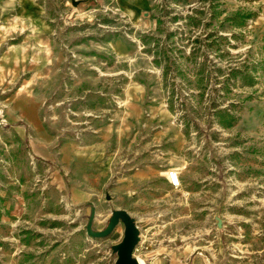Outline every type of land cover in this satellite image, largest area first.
<instances>
[{
  "label": "rangeland",
  "instance_id": "rangeland-1",
  "mask_svg": "<svg viewBox=\"0 0 264 264\" xmlns=\"http://www.w3.org/2000/svg\"><path fill=\"white\" fill-rule=\"evenodd\" d=\"M20 1L0 0V14ZM35 1L54 29L53 69L32 85L52 150L0 129V264H115L124 225L86 230L118 208L143 264H264V0ZM15 27L0 29L13 119L31 74L4 68Z\"/></svg>",
  "mask_w": 264,
  "mask_h": 264
},
{
  "label": "crops",
  "instance_id": "crops-1",
  "mask_svg": "<svg viewBox=\"0 0 264 264\" xmlns=\"http://www.w3.org/2000/svg\"><path fill=\"white\" fill-rule=\"evenodd\" d=\"M40 5L36 3L35 0H21L20 4L15 7V13L8 16L0 14V21L3 24H0V29L3 26L6 27H15L12 30V37H10V43L7 45V51L5 53H11L9 56V63H6L4 68L11 69L13 68V61L18 63V70L31 71V74L27 76L24 80H21L18 84L14 99L17 103V117L13 119V115L3 114V110L0 108V129L5 127L6 129H12L19 137L27 139L30 143L31 150L37 156H46L51 154V144L52 137L47 133V131L39 125L38 121V108L37 102L40 99L36 95V87L32 86L34 83L37 84L39 75H36V71L40 70H52V61L48 63L52 54L49 55V59H46V56L52 50L53 43V22L51 19H48L46 16L41 15ZM0 8H6V5L1 4ZM6 24V25H4ZM1 35V31H0ZM23 38L18 41L17 39L20 36ZM16 40V41H13ZM3 42L2 37L0 36V46ZM24 43V44H23ZM26 46L27 50V59H19V52H16L20 46ZM16 52V53H14ZM14 55L17 56V59H14ZM44 56V61L40 59ZM41 57V58H39ZM39 59V60H38ZM7 64H9L7 66ZM1 73H0V86H1ZM8 77L7 75H5ZM5 78V77H4ZM15 78V77H9ZM11 79V80H12ZM20 81V79H19ZM2 92L0 90V102H2ZM32 95V97H30ZM10 100H13L11 98ZM62 152V149H60ZM65 154V152H63ZM65 161V167H69L67 164L68 158L66 156L62 157ZM69 171V170H67ZM79 175L82 177L79 178L76 182L77 184L73 188V197L77 201H85L89 197V185L85 181L84 176L86 175L85 170H79Z\"/></svg>",
  "mask_w": 264,
  "mask_h": 264
},
{
  "label": "water",
  "instance_id": "water-1",
  "mask_svg": "<svg viewBox=\"0 0 264 264\" xmlns=\"http://www.w3.org/2000/svg\"><path fill=\"white\" fill-rule=\"evenodd\" d=\"M120 223L124 225L123 237L112 247L117 253L115 264H139L138 260L133 257V250L139 242V230L134 218L125 209H114L104 229L91 231L88 225L86 232L93 237L103 238L110 235Z\"/></svg>",
  "mask_w": 264,
  "mask_h": 264
},
{
  "label": "built area",
  "instance_id": "built-area-1",
  "mask_svg": "<svg viewBox=\"0 0 264 264\" xmlns=\"http://www.w3.org/2000/svg\"><path fill=\"white\" fill-rule=\"evenodd\" d=\"M167 178L172 187H178L180 185V176L176 170H169L167 172Z\"/></svg>",
  "mask_w": 264,
  "mask_h": 264
},
{
  "label": "bare ground",
  "instance_id": "bare-ground-1",
  "mask_svg": "<svg viewBox=\"0 0 264 264\" xmlns=\"http://www.w3.org/2000/svg\"><path fill=\"white\" fill-rule=\"evenodd\" d=\"M137 260H138V259H137ZM138 262H139V264H143V263H142V260H140V259H139V261H138Z\"/></svg>",
  "mask_w": 264,
  "mask_h": 264
}]
</instances>
